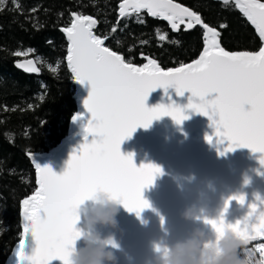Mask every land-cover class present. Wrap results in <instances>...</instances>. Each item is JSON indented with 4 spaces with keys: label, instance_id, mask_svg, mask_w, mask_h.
Returning <instances> with one entry per match:
<instances>
[{
    "label": "snow or ice",
    "instance_id": "6c2138e0",
    "mask_svg": "<svg viewBox=\"0 0 264 264\" xmlns=\"http://www.w3.org/2000/svg\"><path fill=\"white\" fill-rule=\"evenodd\" d=\"M230 2L255 26L264 42V0H222L224 4ZM4 5L6 0H0V11ZM144 10L152 17L166 20L174 32L181 31L182 27L185 31L198 25L202 27L201 54L191 63L175 68L164 69L148 57H145L146 64L137 66L105 45L109 37L94 32L99 23L95 17L71 14L70 25L62 29L69 42L66 59L74 79L91 84L84 105L91 114L85 131L93 138L89 142L85 136V142L73 152L62 174L47 164L37 163L33 156L38 187L21 202L23 232L15 251V264H52L57 260L68 264L69 250L81 235L75 209L98 187L111 192L137 217L151 208L144 191L163 175V169L154 163L138 166L132 154L122 153L121 145L138 128H148L163 117H171L177 124L189 119L175 102L148 107L150 94L158 88L167 94L174 87L179 96L191 93L187 107L209 117L215 129L214 135L206 136L208 143L212 144L214 139L219 144L227 142L221 155L248 148L262 154L259 162L264 165V46L258 51H227L221 45L217 27L210 26L200 13L175 0H121L119 18L138 15ZM116 31L114 26L111 32ZM159 39L167 40V33ZM17 66L28 72H39L32 60ZM81 115L76 114L74 120H79ZM233 200L243 205L246 197L244 194L231 196L225 203V212ZM249 207L242 221L226 223L221 214L218 219L204 217L202 222L218 234L226 227L231 229L247 245L264 237V200L257 196V202ZM30 237L36 246L28 255L25 249ZM256 250L261 253L264 264V244Z\"/></svg>",
    "mask_w": 264,
    "mask_h": 264
},
{
    "label": "trees",
    "instance_id": "16d2710c",
    "mask_svg": "<svg viewBox=\"0 0 264 264\" xmlns=\"http://www.w3.org/2000/svg\"><path fill=\"white\" fill-rule=\"evenodd\" d=\"M175 1L217 27L221 45L227 51H258L263 46L256 29L233 2ZM120 3L121 0H6L2 6L0 264H8L22 238L21 202L38 187L29 153H46L55 148L68 135L78 111L76 86L66 59L68 42L62 31L70 25L71 14L95 17L99 21L95 32L109 37L106 46L137 66L146 64L148 57L164 69L175 68L191 63L203 50L204 30L199 25L174 32L166 20L152 17L146 10L121 19ZM114 26L117 31L112 33ZM165 33L168 39L160 40ZM16 52L28 54L17 56ZM30 57L37 62L38 75L27 74L17 66L20 60Z\"/></svg>",
    "mask_w": 264,
    "mask_h": 264
},
{
    "label": "water",
    "instance_id": "95a60500",
    "mask_svg": "<svg viewBox=\"0 0 264 264\" xmlns=\"http://www.w3.org/2000/svg\"><path fill=\"white\" fill-rule=\"evenodd\" d=\"M28 60H32L39 69L34 58L22 59L18 63ZM18 68L27 74L40 73V69L39 72H28ZM73 83L77 90L76 114H82L79 120H74V117L72 119L77 131L69 132L51 152L33 153L31 161L34 167L33 156L37 163L47 164L57 174H62L73 152L78 151L85 142V136H88L89 142L93 138L85 131L91 114L84 105L91 84L87 81L81 84L74 78ZM190 97V92L183 96L177 95L174 87H170L167 94L163 88L153 91L147 100L148 107L175 102L184 109L189 119L177 124L171 117H163L153 121L148 128H138L121 145L122 153L132 154L138 166L154 163L163 169V175L158 176L154 184L144 191L151 208L145 209L137 217L121 206L117 216L118 227L102 229L105 235L114 232L121 245V250L117 252L119 264H154L156 253L153 242L175 243L186 238L194 227L203 226L202 221L193 222L184 218V211L192 205L203 207L214 214H222L226 223H235L248 215L249 205L257 202V196L264 200V175H261L264 173V165L259 162L262 154L248 148H237L234 152L221 155L227 142L219 144L214 139L212 144L208 143L206 136L214 135L215 129L209 117L187 107ZM246 180L248 183H245ZM236 194H244L245 203L241 205L233 200L225 212L226 201ZM262 241L264 237L245 246ZM35 246L34 238L30 237L26 254L31 255ZM8 264H15V252ZM52 264L61 262L57 260Z\"/></svg>",
    "mask_w": 264,
    "mask_h": 264
},
{
    "label": "clouds",
    "instance_id": "9594fccd",
    "mask_svg": "<svg viewBox=\"0 0 264 264\" xmlns=\"http://www.w3.org/2000/svg\"><path fill=\"white\" fill-rule=\"evenodd\" d=\"M121 206L122 203L103 187H98L89 199L77 206V227L81 235L69 250L68 264H119L117 252L121 245L114 232L105 235L102 229L118 227ZM183 216L197 222L204 217L218 219L220 215L192 205ZM202 224L175 243L153 242L154 264H245L240 255L245 242L235 232L226 227L218 234L210 225Z\"/></svg>",
    "mask_w": 264,
    "mask_h": 264
},
{
    "label": "rangeland",
    "instance_id": "374dc122",
    "mask_svg": "<svg viewBox=\"0 0 264 264\" xmlns=\"http://www.w3.org/2000/svg\"><path fill=\"white\" fill-rule=\"evenodd\" d=\"M70 131L74 132L77 130L72 125ZM260 244H264V241L252 243L248 246H244L243 249H241L240 255L241 258L246 262V264H262L261 253L256 250L257 246ZM248 250H251V252H249Z\"/></svg>",
    "mask_w": 264,
    "mask_h": 264
}]
</instances>
